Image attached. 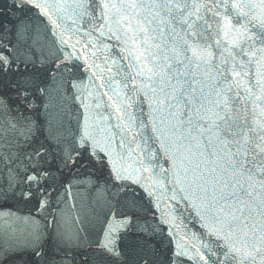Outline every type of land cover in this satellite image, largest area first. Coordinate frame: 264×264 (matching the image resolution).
<instances>
[{"label": "snow or ice", "instance_id": "1", "mask_svg": "<svg viewBox=\"0 0 264 264\" xmlns=\"http://www.w3.org/2000/svg\"><path fill=\"white\" fill-rule=\"evenodd\" d=\"M73 188L96 193L95 239L63 209L41 222ZM11 201L36 215L9 210L0 264H264V0H7L0 215Z\"/></svg>", "mask_w": 264, "mask_h": 264}, {"label": "water", "instance_id": "2", "mask_svg": "<svg viewBox=\"0 0 264 264\" xmlns=\"http://www.w3.org/2000/svg\"><path fill=\"white\" fill-rule=\"evenodd\" d=\"M2 5L3 2H0ZM105 43H109L111 45V55L116 56V53L119 51V45L115 41H105ZM105 53L103 51L98 53V56L100 59L97 61V63H101L103 61ZM76 63L83 65V60L77 61ZM86 68V69H85ZM85 69V70H83ZM80 78L83 80L84 85L87 86L88 90H93L94 83L100 82L98 79H90V71L86 66H83L81 68V71L79 73ZM89 86V87H88ZM79 95V94H77ZM105 103H107L105 101ZM80 112H84L83 107L81 106L80 99H68L66 103V117H65V123L70 127L74 128L77 124V120L80 119L78 117V110ZM72 191H75L76 194L79 193L76 196V199L73 200ZM96 195V193L93 191L91 193L85 192L84 189H77L73 188L71 189V194H69L66 197L65 203L57 205L56 202V196L53 194L52 198V208L49 210V213L43 214L40 216L41 222L44 221V223H50L52 220V213L59 212L61 209H63V218L65 221H73V220H80V217H83V213H81V209H84L85 216L92 221H98L101 219L102 215L97 213V211L94 210L95 206H97L94 201L93 197ZM83 204L87 205L85 208H83ZM57 206H60V208L57 209ZM161 207L163 208L164 205L162 204ZM12 211L16 213L19 216H27L29 214L35 216V201L24 204V203H18L15 201L9 202L7 205H4L2 208V215H0V230L1 229H9L8 231H0V242L4 243L6 246L16 243L17 238L21 234V227L18 224L19 221H17L16 216H9L8 212ZM90 212V213H89ZM89 213V214H88ZM177 216V215H176ZM92 217V218H91ZM71 218L72 220H69ZM103 219V217H102ZM83 222V220H80ZM69 222V223H70ZM177 223H180V219L177 216ZM84 223H82L83 226ZM188 225L183 226L180 229V235H184L185 232L187 233L188 242L190 244L196 243L195 240L191 239L194 233H191L192 230L189 228V226H197L199 227V221L195 220L194 218L191 219V223H187ZM76 227L81 228V223L75 225ZM200 230V229H199ZM199 230L195 231L198 232ZM190 233V234H189ZM90 239H94V234H87ZM9 264H28V257L24 256L20 260H17L15 257L11 258L9 261Z\"/></svg>", "mask_w": 264, "mask_h": 264}]
</instances>
